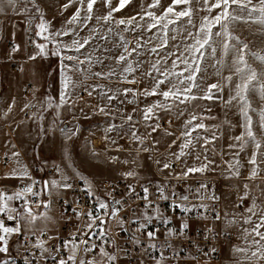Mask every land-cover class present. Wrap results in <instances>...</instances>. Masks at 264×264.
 <instances>
[{
    "label": "rangeland",
    "instance_id": "1",
    "mask_svg": "<svg viewBox=\"0 0 264 264\" xmlns=\"http://www.w3.org/2000/svg\"><path fill=\"white\" fill-rule=\"evenodd\" d=\"M151 3L152 0H130L124 8L114 12L111 20L105 23L97 17L107 15L110 7L105 5L104 0H97L93 8V18L87 22L86 27L83 26L84 10L80 12V24L67 23L81 7L80 0H35V6L31 0H18L15 9L8 8L10 33L13 28L15 32L12 38L10 36V41L0 44V78L11 92L20 86L23 89L33 87L34 92L40 91L41 97L46 100L44 113L39 121H36L37 117L34 115V117L26 118L25 123L20 122L22 126L28 125V130L24 133L25 142L18 144L21 147L20 150L30 165L42 163L53 168H55L53 165H56L60 170L58 178L88 177L93 184V189L100 193H103V189H100L98 185L101 179H107L105 181L109 182L117 181L115 179L117 177L121 180H125L124 178L136 181L145 179L146 168L150 167L149 156L152 158L154 154L162 161L178 162L179 164H175L183 172H187L189 168H202L207 165L203 171L189 174L214 175L223 178L222 197L227 195L223 222L230 229L235 228L233 229L235 231L231 229L234 240L240 236L241 229L248 230L247 233L245 231V243L249 250L246 249L242 257L250 260L251 264H264L263 259L252 256V252L257 250L253 241L260 238L254 233L248 234L260 222V217L264 216V180H260L259 177L253 180L248 179L252 167L248 163L253 151L251 145L244 151L229 148L230 144L236 143L233 138L243 131L241 126L243 117L236 101H233L231 105L225 104L230 95L234 94L233 86L238 82V78L233 63L235 53L225 54L222 48L225 39L215 35L217 31H220L219 25L212 27V46L216 48V54L211 56L208 55L210 50L206 51L207 59L202 63V71L196 80L199 87L194 88L192 94L202 97L208 85L215 83L222 88L219 92L213 90L215 96L220 98L196 99L181 104L171 99L165 100L161 94L171 89L173 85L183 89L184 85L180 84L177 76L172 75L185 68L177 57L183 53L184 57L191 62L190 55L185 52V46L195 41L189 36V32L195 34L205 23V17L208 18V22H211L219 10L208 11L214 0H209L208 4H204L203 0H191L190 5L177 6L176 11L183 8L191 9V23H188L189 17H183L169 25L166 30L167 46H161L164 32L160 27L147 30V25L152 23V20L149 17L141 20L140 16L147 11L160 16L172 0H160V5L154 8L149 7ZM118 4L119 0H111L112 8ZM37 7L39 11L36 10ZM22 16L28 21L27 23L20 18ZM130 17L137 18L133 25L118 24L119 20L127 21ZM41 18L47 23L49 32L52 33L68 28L76 29L71 36L55 37L64 44L70 45L72 39L82 41L84 38L95 35L96 38L91 39V43L80 53H65V55H78L81 60L90 56L91 63L86 62L72 67L76 62L65 60L64 63L69 65V68L62 76L61 59L52 55L54 43L44 41L36 35ZM167 19L176 18L169 15L161 23H165ZM20 26L23 30H20ZM28 26L30 29H27ZM26 30L35 33V38H28ZM229 32L232 36L238 37L239 41L247 43L245 59L258 74L256 82L258 88L259 84L264 82V63L252 54L264 56V29L254 23L233 21L229 23ZM29 40L30 42L34 40V44L29 45ZM37 42L47 43L45 50L47 55L30 60L29 56L37 52L35 48ZM227 42L239 46L236 40L230 39ZM11 44L18 45L19 51H11ZM138 44L141 46L137 47ZM125 47L129 52L136 48V52L127 55L124 51ZM153 48L157 51L153 52ZM122 53L127 56V59L118 63L116 57ZM173 61H176L175 67H173ZM129 64L132 65V71L125 72L124 69ZM153 65L159 69V72H168V77L160 76ZM97 72L103 73L104 76H96ZM110 72L114 74L108 75ZM187 74V72L184 73V75ZM227 76H232L231 83L225 80ZM65 77L71 81L67 89L62 83ZM157 79H165V83L159 86L156 95H147L146 92H151L155 87ZM125 89L129 90L127 94ZM65 91V102L61 103V94ZM31 93L27 97H22L18 88L16 100H19V103H25L31 98ZM108 96L115 98L108 100ZM248 100L251 105L249 115L253 119V131L256 138L264 144V129L258 127L259 112L264 110V99L259 92H250ZM161 103L165 105V108L155 107ZM148 107H152L153 112L150 114V119L145 120L144 113ZM101 108L104 112H100ZM13 112L16 114L19 110H13ZM193 114L203 118L202 121L197 119L193 124L203 122L205 128L197 129L192 132L191 137H186L183 133L193 127L187 124ZM129 116L132 117L131 120H128ZM43 125L47 127L44 129ZM153 127H156L154 132ZM64 130L74 133L71 139L67 138ZM36 131H38L37 134ZM189 139L191 143L182 148ZM237 153H239L238 156ZM236 160L239 161L238 165H235ZM230 165L239 168V175L232 174L233 169ZM128 172H133L134 175H126ZM245 184L248 185L247 188ZM253 202H255L256 215L247 211L253 207ZM249 217L251 223H246ZM27 224V227L36 226L33 223ZM260 231L264 233V228ZM15 244L13 238L8 244L9 253L14 257ZM247 253L249 257L246 256ZM106 259L107 257L100 256L99 259L92 261L94 264H105ZM146 263L174 264L177 262H142V264Z\"/></svg>",
    "mask_w": 264,
    "mask_h": 264
},
{
    "label": "built area",
    "instance_id": "2",
    "mask_svg": "<svg viewBox=\"0 0 264 264\" xmlns=\"http://www.w3.org/2000/svg\"><path fill=\"white\" fill-rule=\"evenodd\" d=\"M32 111L33 108H29L26 118H30ZM6 162L7 159L0 157V163ZM184 173L178 165L171 164L166 173L154 170V179L143 185L126 180L104 181L101 194L94 193L83 180L76 178L69 182L71 187L66 195L56 196L44 190L45 181L54 177L56 170L42 163L29 164L24 182L16 188L0 184V191L12 194L32 185L39 195L26 193L25 199L33 202L30 205L33 213H55L58 222L36 232L20 233L21 250L11 264H25L27 260H34L35 264H57L59 259L70 255L69 249L64 247L66 242L69 248L71 242L77 244L76 260L69 264L99 259L101 249L116 258L114 261L106 259L105 264L221 263L224 248L232 241L231 234L221 229L224 180L214 175L185 176ZM129 185L134 192L129 191ZM144 188H148L147 200L143 199ZM160 189L167 199L161 198ZM117 200L121 203L116 204ZM101 202L108 208L100 209ZM45 203L47 207L41 206ZM16 206L23 210L24 200H16ZM185 208L188 211H184ZM113 209H119L115 217L104 214ZM89 213L106 221L103 225L106 235H98L95 225L92 232L85 235L87 225L92 222ZM5 223L12 225L6 219ZM96 223L99 224V220ZM147 231H155L156 238L149 239ZM81 240H87L88 247H96L85 252L86 245L80 243Z\"/></svg>",
    "mask_w": 264,
    "mask_h": 264
},
{
    "label": "snow or ice",
    "instance_id": "3",
    "mask_svg": "<svg viewBox=\"0 0 264 264\" xmlns=\"http://www.w3.org/2000/svg\"><path fill=\"white\" fill-rule=\"evenodd\" d=\"M18 0H0V12L5 11V8H16ZM33 5L35 6V0H31ZM97 0H80L81 7L77 9V11L73 14V16L67 21L69 25H78L81 22V16L80 12L81 10L85 11V16L83 17L84 21V27L87 26V22L90 21L93 13L94 5L96 4ZM130 0H119V4L112 8L111 7V0H104V3L106 6L110 7V11L107 15L103 17H97L98 20L102 19L105 23L111 20L112 14L114 12L120 11L122 8H124ZM204 4H208L209 0H203ZM191 0H172V3L163 9V13L160 16H156L153 12L147 11L144 13L143 16H140V19L143 20L145 17H149L152 20V23L147 25V30H151L153 28L160 27L161 31L164 32V38L162 41L161 46H167V32L166 30L169 28V25L176 23L177 20L183 17H189L188 23H191V9L190 8H183L180 11H176L177 6L180 5H190ZM86 5V6H85ZM160 5V0H152V3L149 5L150 8H154ZM67 7V5H65ZM213 9H218L219 11L217 14L212 18L211 22H208V18L205 17V23L200 26L198 31L193 34L189 32V36L194 39V43L191 45L185 46V52H187L191 57V62H189V59L184 57V54L181 53L180 56L177 57L178 60H181V62L185 65V68L179 72V73H172V75L177 76L179 79L180 84L184 85L183 89L178 88L176 85H173L171 89H168L166 91H163L161 94L164 97L165 100H173V102L178 101L181 104L191 102L196 99H205V100H213V99H219L220 97L215 96L213 90H216L217 92L222 91V88L218 84H210L208 85V88L205 92V95L202 97H197L196 95L192 94L194 88H198L199 85L196 83L197 76L202 71V63L204 60L207 59L206 51H208V55L215 56L216 54V48L212 46V27L215 25L220 26V31H217L215 33L216 36H222L225 39V42L222 44L223 52L225 54L229 52L235 53V59L233 61L235 65V74L238 78V82H236L233 86V93L230 95L229 99L225 101V104L231 105L233 101H236L239 105V111L243 117V123L242 128L243 131L240 135L235 136L233 139L236 143L230 144L229 148H238L239 151H244V149L251 145L253 148V151L251 152V155L249 157L248 163L252 166L250 170V175L248 179L253 180L260 176L261 171V165H264V144L261 143L260 140L256 138V134L253 131V119L249 115V111L251 109V105L248 100V94L250 92L255 93L259 92L262 99H264V82H261L259 84V87L257 88L256 82L258 80V74L255 71V69H252L245 59L246 50L248 49L247 43H243L239 41L238 37L232 36L229 32V23L236 21V22H243V23H254L260 26L261 29H264V0H214V3H212L208 11L211 12ZM37 11H39V8H36ZM24 11H27V9H24ZM171 15L174 16L176 19H167L165 23H161L162 21H165L166 18ZM136 17H130L127 21L124 19H121L118 21V24L124 25L128 24L129 26L133 25L136 22ZM137 26H140L137 24ZM37 28L39 29L36 32V35L41 37L44 41H51L54 43V48L52 51V55L58 56L61 59V75L64 76V73L69 68V65L65 64L64 61H75L76 64L72 65V67H77V65L85 64L86 62L91 63V57L87 56L85 59L81 60L80 57L73 56V55H65V53L68 52H75L80 53L82 49L86 48L87 45L91 43V39H95L96 36L93 35L90 38H84L82 41L79 39H72L71 44H64L61 40H56L55 37H63V36H71L76 29L75 28H68L64 31H56L54 33L49 32V26L43 19L41 18V22L37 25ZM111 31V29H109ZM93 32H95V29H93ZM47 33V35H45ZM78 35V33H77ZM102 39H106L107 37H101ZM172 39H175V37H172ZM236 40L237 45H232L228 43V40ZM47 43H35V48L37 49V52L31 56H29L30 60H34L37 58V56H46V48ZM141 45H137V47H140ZM13 51H19V46H13ZM125 53L127 55H131L133 52H136V48H133L131 52L128 51V49L125 47ZM153 52L157 51V49L153 48ZM255 56L257 60L264 63V56L256 55L255 53L252 54ZM127 59V56L125 54H120L118 57H116V60L118 63L124 62ZM217 63H220V61H217ZM176 66V61H173V67ZM153 67L156 69L157 72H159V69L156 68L155 65ZM77 70H79L77 68ZM125 72H131L132 71V65L129 64L125 69ZM187 72V75H184V73ZM114 73H109L108 75H112ZM160 76L167 78L169 73L168 72H159ZM96 76L102 77L104 76L103 73H95ZM225 80L229 83L232 82V76L225 77ZM64 88L67 89L71 83L70 79L65 77V79L62 81ZM165 83V79H157L156 85L153 88L151 92H146L147 95H156L157 90L159 89L160 85H163ZM129 90L125 89V94H127ZM91 94V93H89ZM66 95V91L62 92L61 94V103H64V96ZM108 100H112L115 97L114 96H108ZM155 107L158 108H165V105L163 103L156 105ZM100 112H104V109L101 108ZM153 112L152 107H148L145 109L144 113V119L148 120L150 119V114ZM132 117L129 116L128 120H131ZM197 119H201L202 117H198L197 115L193 114L191 118L187 121L188 125H193V127L189 130H187L185 133H183L186 137H191L192 132L196 131L197 129H203L205 128V125L203 122L198 124H193L194 121ZM259 127L261 129H264V110H261L259 112ZM67 133V138L71 139V136L74 134L72 132H68V130H64ZM152 131H156V127L152 128ZM139 139V138H137ZM191 143V139L187 140V142L182 145L183 147H187L188 144ZM207 143V141H206ZM181 154H183L181 152ZM16 155V154H14ZM239 153H237V156ZM239 161H235V165H238ZM235 165H230V168L233 169L232 174L233 175H239V168ZM171 165L165 164L164 168H169ZM207 165H204L202 168H189L187 172L184 173L185 176H187L189 173L192 172H198L203 171ZM59 171V168L57 169ZM26 171H21L19 174L13 173L12 176L6 177V178H17L22 179L24 176H26ZM126 175L133 176V172H128ZM49 183L52 187H64V188H70L71 185L64 183L62 185H59L57 181L53 180L51 182H45L44 190L46 191L48 189ZM202 187H204L202 185ZM248 185L245 184V188H247ZM129 191L134 192V189L129 185ZM160 196L162 199H167L166 196L163 194V189H160ZM143 192L145 193L143 199L147 200V194H148V188H144ZM31 194L32 196L39 195L38 192L33 191L32 185L24 186L21 190L16 191L12 194H9L4 191H0V217H3L0 219V264H10V258L8 257L9 253V238L14 234H20L22 230V221L27 222L29 224L33 223L37 216L33 214V210L30 207V205L33 203L30 200L25 199V194ZM215 198V197H213ZM181 199L187 200V197H182ZM14 200H24V209L23 212H18L16 208L11 206V202ZM116 204H120L121 201H115ZM41 206L47 207L48 205L42 204ZM100 209H107L108 205L101 202L99 204ZM179 207V205H177ZM184 211H188L187 208L184 209ZM252 215H256L255 211V202H253V207L249 208L247 210ZM119 212V209H113L111 213L105 212V215H110L112 217H115L116 214ZM89 216L92 217V222L87 225L88 232L85 233V235H88L92 232L93 226L95 225L96 228L99 229L98 235H106V231L103 227V225L106 224V221L104 219H101L99 216H92L91 213H89ZM5 219L8 221H14L15 223L12 225H8L5 223ZM99 220V224L96 223V221ZM246 223H251V218L249 217L246 221ZM187 225H184L186 227ZM122 227V225H121ZM141 228L145 227V225H141ZM261 228H264V216L260 217V222L257 223L254 228L252 229L251 233L248 234H255V236H258L259 240H254L253 243L256 245V251L252 252V256L257 257V259H264V245L260 244L261 240H264V233L260 231ZM246 233L248 230H245ZM170 234H172L170 232ZM146 235L149 239L154 240L156 238L155 231H147ZM80 243L86 245L84 251L89 252L92 251L96 246L88 247V241L87 240H81ZM42 247V245H41ZM65 248L69 249L70 255L67 256L66 259L61 258L57 261V264H69V262H74L76 260V250H77V244L75 242H71V247L69 248V242H66L64 244ZM152 247H155V245H152ZM212 251H215L213 249ZM237 252H245V249H236ZM100 255L107 257L108 261H114L116 258L107 252H105L103 249L100 250ZM25 264H35L34 260H27ZM79 264H94L93 261H87L81 260Z\"/></svg>",
    "mask_w": 264,
    "mask_h": 264
},
{
    "label": "crops",
    "instance_id": "4",
    "mask_svg": "<svg viewBox=\"0 0 264 264\" xmlns=\"http://www.w3.org/2000/svg\"><path fill=\"white\" fill-rule=\"evenodd\" d=\"M8 8H5V11L0 12V44H3L6 41H10L11 38L14 35L15 29L13 28V31L10 33V26H9V15H8ZM24 22H28L25 17H20ZM23 30V28L20 26V30ZM27 29H30L29 26ZM28 30H26L27 33ZM34 37L35 33L31 32V30L28 31V38ZM10 43V42H9ZM34 44V40L30 42L29 45ZM10 50L13 51V45L11 44ZM19 88L20 95L23 97H27L30 95L31 92V98L27 99L24 102L19 103V100L17 99V90ZM17 90H13L11 92L7 86V84H4L0 78V157L7 159V162L5 164L0 163V184L12 186L16 188L20 183L24 182L27 179V176L29 174V163L24 159V155L22 151L20 150V145H18L21 142H25L24 139L26 138L24 133L28 130V125H20V122L25 123L26 121V115L28 114L29 108H33L32 113H30V118L34 115H36V121H39L43 115V108H45L46 100H44L43 97H41L40 91L34 92L33 87H27L26 89L22 86L18 87ZM34 104V106H32ZM13 110H19V113H14ZM50 114V113H49ZM44 129L45 125H43ZM259 127V126H258ZM38 131L35 133L37 134ZM117 133V132H116ZM264 140V138H263ZM120 145V141L118 142ZM23 145V143H22ZM21 145V146H22ZM16 154V155H14ZM148 163L150 164V167L146 168V178L145 179H138L141 181H136L130 178H124L126 181L133 182L136 185H143L149 181H152L154 179V170L162 173H166L168 168H164L165 164H179L178 162L171 161L167 162L166 160L162 161V159L156 158V155L151 158L149 156ZM171 165V164H170ZM56 170V175L54 177H51L47 179L45 182H51L53 180L57 181L59 185H62L64 183L69 184V182L73 179H81L85 182L87 187L92 190L96 194H101L99 191H96L92 187L91 180L87 177H81V176H73L70 178H58V175L60 173V170L57 171V166L53 165ZM26 171L27 175L24 176L22 179L17 178H6L12 176V174L15 172L19 174L21 171ZM249 172H247L248 174ZM190 175V174H188ZM117 180H121V178L117 177L115 178ZM259 179L264 180V165H261V171ZM107 179H101L99 182V188H101L102 182H104ZM69 188L64 187H52L49 183L47 192L54 194L56 196H63L68 193ZM14 193V192H12ZM227 195L225 194L222 198L223 205H222V212H221V229L225 232H228L232 236V241L227 243L224 248V260L221 263H207V262H177L174 264H251L250 260H248L243 254L245 252H237L236 249H247L248 246L245 243V236L246 233L243 229L240 230V236H238L237 239H233L232 230L235 228H229L227 227L223 222L224 217V211L226 210V198ZM11 206L16 208L18 212H23V210H18L16 206V200L11 202ZM264 212V210H263ZM35 214V213H33ZM37 216V219L33 222V224H36V226L27 227V222L22 221V230L21 233H32L40 230L41 228L45 227H52L54 224L58 222V216L55 213L52 212H46L41 214H35ZM12 224H14V221H11ZM235 231V230H233ZM236 233L238 234V231L236 230ZM14 239L15 244V257L12 256L10 253H8V257L10 258L11 262L18 256L21 250L20 242H19V234H14L9 238V241L11 239ZM264 245V240L260 242V244ZM244 248H243V247ZM249 250V249H247ZM246 256L249 257L248 253ZM264 260V259H263ZM155 262V261H151ZM11 264V263H10ZM147 264V263H146Z\"/></svg>",
    "mask_w": 264,
    "mask_h": 264
}]
</instances>
